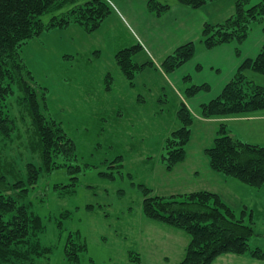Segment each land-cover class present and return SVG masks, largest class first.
Segmentation results:
<instances>
[{
    "label": "rangeland",
    "instance_id": "obj_1",
    "mask_svg": "<svg viewBox=\"0 0 264 264\" xmlns=\"http://www.w3.org/2000/svg\"><path fill=\"white\" fill-rule=\"evenodd\" d=\"M78 1L83 3L86 0ZM158 1L171 6L179 0ZM238 1L215 0L209 3V8L193 10L196 11L194 15L185 18L186 26L192 27L190 35L194 29V35L201 34L205 23L218 24L230 18L235 13ZM260 1L250 0V6ZM109 4L112 13L97 30L89 32L78 25L56 28L31 40L22 50L23 59L38 81L49 88L55 100L51 108L53 117L63 121L68 137L75 142L78 163L83 166L79 185L69 191L61 188L72 183L68 170L62 168L51 174L45 173L37 187L27 195L14 190V183L27 178L30 163H42L37 135L31 127L30 116L19 103L22 93L17 91L9 104L19 129L15 141L0 152V190L12 195L20 203L27 204L31 211L43 219L46 226L43 243L56 246L50 255L49 264L66 262L64 245L71 232H79L88 245L82 264H93L90 259L96 264H175L182 261L190 242L189 236L179 229L147 219L142 210L144 197L132 182L144 183L154 190V194L161 196L203 190L220 194L237 214L247 212V222L252 223L256 233L251 244L264 250L263 191L231 178L222 180L223 175L212 171L207 156L202 154L212 145L220 123H225L230 129L234 127L245 142L263 145L264 139L259 137L264 138V134L247 132V127L241 129L236 122L230 121L233 118L254 117L264 111L253 115L209 119L211 122L202 123V106L199 104L208 103L218 96L217 88L211 95L203 93L197 96L196 101L186 99L196 117L193 141L188 147L190 162L187 160L176 166L174 171L167 172L161 159L165 153V139L180 126L174 115V106L181 103L176 96H180V86L173 85L167 75L163 76L165 73L161 66L163 82L171 83L167 87L171 101L159 107L154 103L160 94L158 90L153 85L149 86L150 90L143 86L145 82L149 85L153 77L144 76L145 79H140L142 75L138 76L139 87L132 89L114 58L119 48L140 43L139 36L145 39V45L153 49L157 57L163 58L165 51L177 44L175 37L179 31H172L173 17H166V12L161 18L150 11L148 0L144 4L142 0H136L133 4L129 2L118 6L110 0ZM119 14H124L127 21ZM50 17L46 16L44 21H49ZM263 33L264 21L254 22L247 45L256 44ZM195 38L191 37V41L196 43ZM95 50L100 51L98 59H94ZM147 51L143 50L136 59L139 64L150 60ZM258 52L254 54L258 55ZM68 55L76 59L69 61L66 58ZM107 73H112L115 81L111 90H106L103 85ZM145 74L148 75V71ZM247 76L264 87V74L249 71ZM141 87L146 90L145 93L142 91V95L147 97V103L139 106L137 97ZM145 115L148 118L146 121ZM117 156L124 158V173L131 174L133 180L117 173V179L111 182L84 168L86 164L112 161ZM76 161H73L74 165ZM196 168L199 175L196 174ZM3 176H6L5 182ZM88 206L93 207V210H87ZM65 211H70L71 215L64 223L65 232L59 235L56 222ZM130 252L136 253L133 256L136 261L129 257ZM214 264H264V259L225 255Z\"/></svg>",
    "mask_w": 264,
    "mask_h": 264
},
{
    "label": "trees",
    "instance_id": "obj_2",
    "mask_svg": "<svg viewBox=\"0 0 264 264\" xmlns=\"http://www.w3.org/2000/svg\"><path fill=\"white\" fill-rule=\"evenodd\" d=\"M77 1L0 0V152L15 141L19 129L9 104L17 91L22 93L19 103L30 116L31 127L37 135L42 152V163H30L27 178L13 185L14 190H20L23 195L37 187L45 173L51 174L62 168L68 170L72 183L62 185L61 188L69 191L80 183L79 175L83 166L78 163L75 142L68 137L63 121L55 119L51 113L55 100L49 88L38 81L22 57L24 46L45 32L71 25L93 32L112 13V6L105 0ZM213 1L179 0V3L200 10ZM250 5V0H239L230 18L218 24L205 23L201 42L206 49L230 43H236L239 47L244 44L251 34L252 24L264 21V0ZM148 8L159 17L170 11L168 4L158 0H148ZM46 16H51L49 21H44ZM195 50L196 44L193 41L179 46L162 62L164 73L171 74L189 62ZM142 51L143 47L135 44L119 48L115 54V64L132 89L138 87L137 77L140 74L148 69L155 70L152 62L139 64L135 60ZM93 54L94 59L100 58V51L95 50ZM66 58L69 61L76 59L69 55ZM249 71L264 74V44L255 58L243 61L218 97L202 105L203 119L253 115L264 111V87L249 79ZM190 79L188 76L184 80L189 83ZM114 83L112 73H107L104 78L107 90H111ZM185 85L188 87H185L183 96L187 99L209 90L208 85ZM158 94L156 103L159 107L171 101L164 86ZM137 102L146 104L147 100L143 95H138ZM174 107V115L180 126L165 139V153L161 161L167 172L174 171L176 166L188 160V147L193 141L196 122V117L185 102ZM205 155L212 171L223 175L225 180L231 178L264 193V145L245 142L228 125L220 123L212 145L205 149ZM75 159L76 165L73 164ZM86 167L103 180L115 181L117 173L123 178L127 176L130 180L134 179L131 174L124 173L122 156L112 161L86 164ZM3 181H6V176H3ZM132 184L144 197L142 210L147 219L179 229L189 236L184 259L175 264H214L225 255L264 259V250L251 244L256 233L252 223L247 222V212L237 214L220 194L203 190L161 196L154 194V190L144 183ZM86 209L93 210V207L88 206ZM70 215V211H65L56 222L59 235L65 232L64 223L70 219ZM45 227L41 216L31 211L27 204L20 203L12 195L0 190V264H49L50 255L56 246L43 243ZM87 252L88 245L83 236L79 232H71L64 245V264H82ZM134 255L136 253H129V257L136 261ZM90 261L96 264L93 259Z\"/></svg>",
    "mask_w": 264,
    "mask_h": 264
},
{
    "label": "crops",
    "instance_id": "obj_3",
    "mask_svg": "<svg viewBox=\"0 0 264 264\" xmlns=\"http://www.w3.org/2000/svg\"><path fill=\"white\" fill-rule=\"evenodd\" d=\"M86 1H89V0H86ZM113 1H115L117 6L118 5H127L129 2H131V4H133L134 1L136 2V0H113ZM142 2L144 4L145 0H142ZM213 2H215V1H213ZM213 2H211V3H213ZM209 6L210 5L207 4L200 10H203L204 8H209ZM117 11L119 13V9H117ZM194 12H196V11H193V9H190V8H187L183 5H181L179 3V1H177L175 4L170 6V11H168L166 13V17L167 16L173 17V28H172L173 30L172 31L174 33L179 31L177 34V37H175V40H177V44H175L174 47L180 45L181 43L190 42L191 37L195 38L196 35H197V38H195V39H197V41L195 44L199 43L198 45H196V50H195L196 52H195L194 57L189 62H187L186 64H184L183 66H181L180 68H178L177 70H175L171 74H165V75L163 74V76H166V75L168 76L167 79L170 80L171 83H173V85L180 86V88H179L180 96L179 95H176V96L180 100V102L183 101V102L187 103V106L189 105L188 100H186L187 98L184 99L181 96V95H183V94H181V91L182 92L184 91L185 84L194 83L195 85H208L209 86L208 91H203V92L199 93L198 95L190 98V100L192 99V100L196 101L195 98L197 96L203 94V93H208V95H211L212 93H214L213 91H215L216 88H217L216 90L219 92L218 93V96H219L222 93L225 86L235 76L239 66L243 63V61L248 59V58L256 57L257 55L254 53H256L257 50L260 52V50L262 49L263 44H264V33H263V37L261 39L259 38L256 44L251 43L249 46L247 44H249L248 42L250 41L251 35L246 40V42L242 46H240L241 48H239V45L236 43H230V44H225V45L213 48L211 50L206 49V47L201 42V34L199 33V34L194 35V33H196V29H194V30H192V32H194V33H192L190 35L192 27L190 26V28H188L186 26L185 18L186 19L190 18L191 16L194 15ZM119 15H121V17L125 21H127V19L124 17V14H119ZM138 40L142 44L141 45L140 43H138L141 46H143V50H145V51H146V49L148 50L147 53H148V57H150L149 58L150 60H147V62H152L154 64L155 69H156V70L148 69L144 73L140 74V75H142V77L140 79H145L144 76L153 77V80L150 81L149 85H147V83L145 82V83H143V86L148 87L149 88L148 90H150L151 87H149V86L153 85V88H155L158 91L162 86L167 88L169 85H171V83L166 84L165 82H163L160 67H161V64L164 61V59L169 54L174 52V50H175L174 47L171 50L167 49L165 51V54H163V58H159V57H157V54L155 52H153V49H150L148 46L145 45V39L143 37L139 36ZM246 46H248V47H246ZM238 49H240L239 53L237 52ZM142 53H143V51L140 52L135 57V60ZM145 62H146V60H144L143 63H145ZM147 71H148V75L145 74ZM188 76L191 78L190 81H188L189 83L185 82V80H184ZM103 85L105 86L104 79H103ZM138 87H139V85H138ZM142 87H141L140 94H139L141 96H142V93L143 92L145 93V91H146L144 89L142 90ZM105 88H106V86H105ZM106 90H107V88H106ZM218 96H216V97H218ZM130 98L131 97H129V99ZM141 98L142 97H139V99H141ZM215 98H212L211 100H213ZM145 99L147 100V97H145ZM137 100H138V97H137ZM155 102H156V100L154 101V103ZM204 104H206V102H204V103L201 102L199 104V106H202ZM147 119L148 118L145 115L144 120L146 121ZM208 121H210V120L203 119L202 123L208 122ZM234 122H236V124H238L241 129L243 127H247V130H248L247 132L259 133L261 135L264 134V113L257 115V116H254V117H248V118L239 117V118L231 119L230 123H234ZM243 123H246L247 125H245ZM231 129L236 134L238 133V132H236L234 127H231ZM259 138L264 139L262 137H259ZM263 145H261V146H263ZM202 152H203L202 154H205V150H203ZM188 160L190 162V159H188ZM196 171L198 172L196 174L199 175V171L197 170V168H196ZM223 179H224V177H222V180Z\"/></svg>",
    "mask_w": 264,
    "mask_h": 264
},
{
    "label": "built area",
    "instance_id": "obj_4",
    "mask_svg": "<svg viewBox=\"0 0 264 264\" xmlns=\"http://www.w3.org/2000/svg\"><path fill=\"white\" fill-rule=\"evenodd\" d=\"M105 1H107V2H109V3H110V0H105Z\"/></svg>",
    "mask_w": 264,
    "mask_h": 264
}]
</instances>
